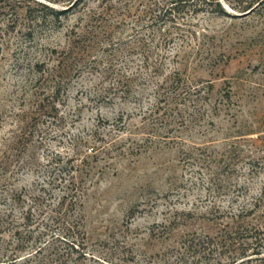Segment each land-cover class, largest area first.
<instances>
[{"label":"rangeland","instance_id":"rangeland-1","mask_svg":"<svg viewBox=\"0 0 264 264\" xmlns=\"http://www.w3.org/2000/svg\"><path fill=\"white\" fill-rule=\"evenodd\" d=\"M4 1L0 210L22 219L30 197L58 198L78 182L90 253L80 264H162L182 233L217 231L211 207L226 209L228 223L253 209L239 221L258 223L264 8L240 15L236 1L220 0L226 13L216 14L187 4L150 24L138 18L141 5L106 12L87 0L28 34L27 4L68 2Z\"/></svg>","mask_w":264,"mask_h":264},{"label":"trees","instance_id":"trees-1","mask_svg":"<svg viewBox=\"0 0 264 264\" xmlns=\"http://www.w3.org/2000/svg\"><path fill=\"white\" fill-rule=\"evenodd\" d=\"M66 1L68 4L61 9L38 1L35 2V6L27 4L25 13L29 20L27 33L31 34L35 26H47L48 17L49 22L56 27L55 22L60 21L61 15L84 5L87 0ZM109 1H99L104 3L102 10L107 12L122 8L130 13L129 10L133 6L141 5L142 10L138 18L140 20L145 18L150 24H164L166 21L174 20L176 15H180L186 9L187 4L194 7L193 11L208 7L211 13H226L220 0H111L115 6L107 5ZM234 1L236 6L232 7L241 12L240 15L264 8V0ZM4 4L5 1L0 0V8ZM98 15L102 16L104 13ZM34 65L37 66L39 63ZM44 107L41 103L40 108ZM83 163L85 164L84 160L79 165ZM224 165L227 167L228 163ZM59 190L62 191V195L58 198L52 195L47 198L30 197L32 203L22 219H14L12 212L15 211L14 208L0 210V235L3 233L2 229L9 233L7 240L0 238V253L3 259L0 260V264H80L90 254L86 251L83 219L81 214L78 215L76 208L81 206L79 198L82 186L78 182H71L66 191ZM10 199L16 201L19 194L12 193ZM44 199L56 200V204H47ZM208 213L210 221L218 222L217 231L214 234L197 231L182 233L176 245L162 252L160 258L162 264H264V256L260 255L259 250L263 248L264 242L260 237L264 234L261 225L264 224V215L259 216L255 225L242 226L239 218L253 213V209L242 208L235 214V218L232 217L231 224L223 219L228 215L224 208L211 207ZM3 224L6 226L2 227ZM249 249H252L251 253ZM22 252L25 254L18 255ZM97 260L110 264L101 258Z\"/></svg>","mask_w":264,"mask_h":264}]
</instances>
